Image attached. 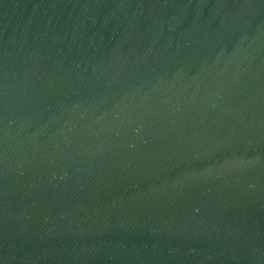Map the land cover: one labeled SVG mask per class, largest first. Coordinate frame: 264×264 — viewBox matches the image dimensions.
Returning <instances> with one entry per match:
<instances>
[{
  "label": "water",
  "instance_id": "obj_1",
  "mask_svg": "<svg viewBox=\"0 0 264 264\" xmlns=\"http://www.w3.org/2000/svg\"><path fill=\"white\" fill-rule=\"evenodd\" d=\"M0 264H264V0H0Z\"/></svg>",
  "mask_w": 264,
  "mask_h": 264
}]
</instances>
